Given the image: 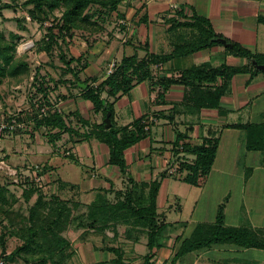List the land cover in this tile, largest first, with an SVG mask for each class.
I'll return each mask as SVG.
<instances>
[{"label":"crops","instance_id":"crops-1","mask_svg":"<svg viewBox=\"0 0 264 264\" xmlns=\"http://www.w3.org/2000/svg\"><path fill=\"white\" fill-rule=\"evenodd\" d=\"M177 11L181 12L179 17ZM117 13L122 17L114 13L111 28L93 33L90 37L87 33L84 34L86 38L74 36L70 42L66 41V44L69 43L65 49L69 52L68 57L81 58L87 63L85 68L77 66L75 77L64 73V76L57 79L47 80L51 88L56 85V89L50 93L51 101H56L59 112L67 118V127L74 131L83 133L101 123L105 125L106 117L101 113L95 114L91 103L82 97L81 91L87 87L85 83L96 86L106 80L109 64L118 63L122 57H126L124 54L126 49L132 52L128 56L136 54L139 58L146 54L169 53L170 43L176 39V31H182L179 33L180 36L185 32L183 29L173 31L170 23L172 19L182 22L190 20L196 14L210 22L214 33L221 36L218 39L225 40L229 45L237 44L251 55H264V24L258 21L259 18H264V0H121ZM107 29L108 32H105ZM87 38L95 40L88 48ZM227 49L230 48L219 43L190 56L173 58L154 66L152 80L140 83L114 103L113 126L116 128L125 127L144 116L158 114V119L154 116L158 122L150 126L149 135L125 150L124 176L119 173L117 167L108 163L107 146L93 139L73 143L72 137L65 133L60 135L54 146L48 143L41 135L42 132L39 134L38 130H33L30 100L28 108L20 111L24 130L16 135L0 138L6 141L5 145L0 146L1 156L13 166L28 169L34 167L35 163H42L40 166L47 165L49 170L44 175L47 183L52 187V182L60 180L67 186H74V189L67 187L62 192V197L74 198L81 204L91 203L97 194H104L105 191L107 193L104 196L112 200L116 192H122L126 188L127 177H131L137 183H149L159 179V175L166 172L161 179L156 204L158 214L164 217L169 225L163 232L165 238L163 246L152 251L154 255L152 260L154 264H170L180 241L189 237L195 227L189 229V233L185 235L188 223L167 221V213L174 210L182 211L176 199L179 183L176 179L181 180L184 176L168 173L175 130L183 133L185 142L191 145H200L204 139H218V151L212 167L214 169L220 148H226V145L237 148L238 141L242 138L237 132L244 133L225 126L251 123V118L261 122L264 116L262 109L252 108L255 105L257 107L264 97V76L257 73L249 79L251 75L249 67L250 64L255 67L257 65L255 61L237 57ZM139 51L143 52L142 56L139 55ZM204 64L211 67L246 66L249 72L235 75L231 79L217 109L193 110L191 103L183 105L184 96L189 91L182 85H171L163 98L158 97L161 87L154 86L158 78H178L182 71ZM71 67L75 65L72 64ZM56 69L63 73L65 66ZM40 72L38 70V75ZM71 81L76 87L71 85ZM171 111L175 112L173 123L166 117ZM8 142L14 144L13 148L21 149L12 151V148L6 146ZM44 143L50 145L52 150H45ZM7 151L10 153L18 151L14 155V161L10 162ZM62 151H67L71 157H65ZM43 154H47V162L40 159ZM68 237L72 255L66 264H114L116 255L108 251L110 248L118 250L126 264H143V258L148 253L146 230L130 222H127V225H108L104 230L99 227L76 229L71 226ZM238 249L240 248L222 245L195 251L193 254L189 253L193 256L191 264H210L214 262L211 256L224 253L232 256L228 260L229 264H236L239 255L242 254Z\"/></svg>","mask_w":264,"mask_h":264},{"label":"trees","instance_id":"trees-1","mask_svg":"<svg viewBox=\"0 0 264 264\" xmlns=\"http://www.w3.org/2000/svg\"><path fill=\"white\" fill-rule=\"evenodd\" d=\"M120 2L121 0H26L21 7L25 9L32 23L44 27L45 33L39 40L38 51L50 58L54 48L61 49L60 44L70 42L75 35L86 38L84 34L88 33L87 36H91L93 33L103 32L105 25L111 23L114 13L122 17L117 13ZM10 8L8 4H0V15L2 10ZM176 13L177 17L181 15L180 11ZM258 21L264 24V18H259ZM16 22L19 31L27 30L24 25L25 17L17 19ZM46 23L49 25L45 26ZM170 23L173 31L183 29L185 32L181 36L178 34L176 39L171 41L169 53L146 54L142 58L136 54L122 57L116 63L112 74L102 83L96 86L85 83L87 87L81 91L82 97L91 103L95 114L101 113L103 117L108 114L111 125L107 129L104 123H101L88 132L74 131L67 127V118H64L57 109L39 117L40 109L56 104V101L52 102L50 98V93L56 89V85L51 88L49 81L43 77L38 80V69H36L34 81L37 84L36 92L41 99L34 101L29 99L33 111L30 116L33 130L39 132L42 130L41 135L53 146L59 140L60 135L65 133L72 137L73 143L93 139L106 145L109 150L108 163L117 167L119 173L124 176L125 150L146 138L150 127L148 130L144 129L147 116L125 127H114V103L140 83L152 80V67L166 63L173 58L187 57L219 45L217 39L221 36L214 33L210 22L203 17L194 14L190 20L181 22L172 19ZM22 39L19 32H9L7 37L0 32V83L8 78L17 86L29 78L28 63L16 57V49ZM227 50L237 57L253 60L257 65L264 64V55H251L237 44H231V48ZM59 59L65 66L62 70L63 74L68 73L74 77L77 69L72 68V64L80 65L81 69L87 66L81 58L66 59L61 51ZM249 69L251 72L249 79L260 73L252 64ZM247 72L249 71L246 66L241 68L227 65L211 67L204 64L182 71L178 78H158L154 86L161 87L158 97L163 98L171 85H182L189 91L184 96L183 105L189 102L193 110L217 109L231 79L235 75ZM70 83L76 87L74 82ZM174 111L166 116L170 123L174 121ZM154 116L158 119V114ZM225 128L246 133V152L264 153V116L259 123L232 124ZM171 145V165L177 164V171L185 172L181 180L191 186L201 185L213 166L218 151V139H204L200 145H191L185 142L183 133L175 130ZM65 157H71V155ZM33 170L34 167L31 168V171ZM48 170L47 165H38L36 174L38 177H43ZM165 175L166 172L160 174L159 179L149 183H137L131 177H127L126 188L122 192H116L112 200L104 196L107 193L105 191L104 194H97L89 204H81L74 198L62 197V192L67 187L70 189L75 187L67 186L60 180L52 182L56 192L46 196L41 192L42 186L26 178L22 185L19 184L23 187L21 194L23 201L28 203L34 195L36 196L26 214L19 213V210L17 212L11 210L12 203L6 195L9 190L5 186L1 187L0 217L4 226L0 234V260L4 264H66L72 255L71 242L68 237V230L71 226L76 229L99 227L104 230L108 225H127V222H130L146 230L148 253L143 258V264H154L152 251L163 246L165 239L163 232L169 225L164 217L158 214L156 204L161 179ZM227 198L218 206L213 223L196 224L190 236L180 241L170 264H176L178 259L189 253L212 246L230 245L240 249L264 251V221L259 228L225 225L224 203L227 202ZM6 237L20 241V245L10 253L6 252L4 241ZM108 251L116 255L114 264H126L122 261L118 250L110 248Z\"/></svg>","mask_w":264,"mask_h":264},{"label":"rangeland","instance_id":"rangeland-1","mask_svg":"<svg viewBox=\"0 0 264 264\" xmlns=\"http://www.w3.org/2000/svg\"><path fill=\"white\" fill-rule=\"evenodd\" d=\"M25 1L26 0H0V4L4 3L11 6L10 9L1 11L0 32L6 37L9 32H19L22 34L23 39L18 43L16 57L26 60L30 69L29 78L25 79L20 85L16 86L8 78L1 81L0 112L18 113L28 108L29 99L33 101L41 99V96L36 92L37 84L36 81H34L36 69L41 71L37 77L38 80H41L42 77L46 81L49 79H57L58 77L64 76L63 73H60V71L58 72L56 69L63 65V62L59 59V52L61 51L64 53L66 59H69V52L67 50L65 51L69 43L60 44L61 49L54 48L50 58L45 53L38 51V43L44 36L45 30L44 27H40L37 23H32L30 19H26L24 23L27 30L19 31L16 20L27 17L25 9L21 7ZM48 25L49 23L45 24V26ZM111 25V23L109 25L106 24L104 30L106 28H111ZM105 32H108V29ZM111 32L113 31L111 30ZM181 32V30L177 31L175 37L178 36L176 34ZM173 35L174 34H172V36ZM75 36L79 37V35ZM104 42H106V40ZM93 43H95L94 39L87 38V48ZM25 47L26 49H24ZM138 53L140 56L143 54L141 51ZM124 54L128 56L132 54V52L126 49ZM119 57H121V55L118 56V58ZM74 65L75 68H77L75 63ZM260 74L263 75V72H260ZM252 108H259L264 111V97L259 101L257 107L255 105ZM250 122L259 123V121L257 122V120L253 118H251ZM243 134L237 132V135L242 136L241 140L238 141L237 148H232L231 145H226V148H220L216 165L214 169L212 168V173H209L210 175L203 180L201 185L188 186V184L182 180L176 179V181L179 182L176 190V199H178L182 211L179 212L174 210L169 212V214L167 213V221L188 223L185 235H187L189 229L193 228L197 223H213L217 208L223 203L226 197L228 198L227 202L224 203L225 225L231 227L247 226L252 228H259L262 226L264 221V153L246 152V137H244L246 133L244 132ZM41 139L45 142L42 136ZM5 142L6 141L3 139H0V146L5 145ZM6 146L12 148V151L21 149L13 148L14 144L12 142L6 143ZM43 146L45 150H52V147L47 143H44ZM1 152L2 151H0V188L4 186L8 188L9 191L6 195L9 198V202L12 203L11 210L13 212L19 210V213L26 214L27 209L32 205L36 196L34 195L28 203H25L21 197L23 187L19 184L22 185V183L26 181V178H30L32 181L34 174H31V167L28 169L18 165L13 166L9 162H6L5 158L1 156ZM17 152L18 151L10 153L7 151L10 155V162L14 161V155ZM40 159L47 162V154H43ZM1 162H3L4 165H2ZM41 164L42 163H35L34 165ZM6 167L11 170H18L17 177H11L12 175L9 174L10 171L8 172ZM63 178L69 180L66 176H63ZM42 179L41 192L46 196L51 195L53 192L55 193V187H51L44 176ZM3 226V220L0 217V234L3 232ZM4 241L7 253H10L16 246L20 245V241L15 238L6 237ZM238 250H241L243 255H239V261L236 264H264V251L256 249ZM192 254H188L186 257L183 256L182 260L176 264H191L193 258ZM216 257H218V259H216ZM231 257L232 256L228 253L219 256L214 255L211 256V260L214 262H210V264H229L228 260Z\"/></svg>","mask_w":264,"mask_h":264},{"label":"built area","instance_id":"built-area-1","mask_svg":"<svg viewBox=\"0 0 264 264\" xmlns=\"http://www.w3.org/2000/svg\"><path fill=\"white\" fill-rule=\"evenodd\" d=\"M173 8H176V6H173ZM26 19H29L28 17H26ZM26 49V47L24 48ZM115 66H116V62H111L108 66V69L106 71V74L107 76L111 75L112 72L114 71L115 69ZM55 109H57L59 111V107L56 104L50 106V107H46V108H42L40 109L39 111V117L40 116H45L48 112H52L54 111ZM21 112H18V113H12V112H0V138H3V137H10V136H13V135H16L18 133H20L21 131L24 130V121L21 117ZM158 120L154 117V116H148L147 119L145 120V130H148L149 127L152 125V124H157ZM42 132V130L40 131ZM39 132V134H40ZM62 154L64 156H67L69 155V153L67 151H62ZM2 165L3 162H1ZM7 171L9 172L10 175H12L11 177H17L18 175V170H15V169H10L8 167H6ZM38 169V165L34 166V170L31 172V174H34V178H33V181L38 184L39 186H41V183H42V177H38L37 176V170ZM168 173L171 174V175H179V177H183L185 176V172L183 173H179L177 171V164H172L169 163V167H168ZM30 174V175H31ZM28 175V176H30ZM0 264H4L2 260H0Z\"/></svg>","mask_w":264,"mask_h":264},{"label":"water","instance_id":"water-1","mask_svg":"<svg viewBox=\"0 0 264 264\" xmlns=\"http://www.w3.org/2000/svg\"><path fill=\"white\" fill-rule=\"evenodd\" d=\"M217 42L221 43L224 46H227L228 48H231V45L227 44L225 40L223 39H217ZM256 69L264 73V65H255ZM109 118L108 114L105 119V128L107 129L109 127Z\"/></svg>","mask_w":264,"mask_h":264}]
</instances>
